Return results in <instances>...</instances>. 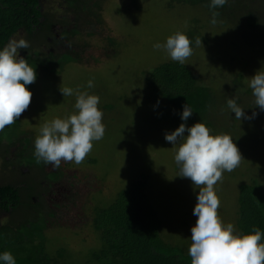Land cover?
I'll return each instance as SVG.
<instances>
[{
	"label": "rangeland",
	"instance_id": "obj_1",
	"mask_svg": "<svg viewBox=\"0 0 264 264\" xmlns=\"http://www.w3.org/2000/svg\"><path fill=\"white\" fill-rule=\"evenodd\" d=\"M238 2L237 19L227 17L220 24L210 22L209 14L199 6L169 7V0H99L95 16L84 14L77 19L80 33L73 38L77 50L73 59L56 74L40 71L18 130L30 139L27 145L33 154L41 126L75 111L76 95L63 97L60 88L70 87L74 93L86 91L100 98L103 138L92 142L91 151L79 163L61 160L59 167L44 163L45 170L56 172L58 178L49 183L50 192L45 196L50 215L44 235L54 260L98 264L94 251L104 243L94 227L96 211L143 174L149 177L147 193L162 219L163 239L187 254L199 189L189 178L177 176L176 148L164 139L165 132L182 123L180 113L148 87L147 79L153 68L172 61L166 51L153 45L163 44L177 31L185 33L193 17L201 19L200 30L209 40L190 45L192 54L184 63L207 87L209 96L204 108L189 106L193 114L186 123L190 126L201 121L213 134H230L241 153L240 164L231 172H222L214 185L220 200L218 216L240 232V185L256 179L264 186V111L254 105L249 86L237 93L234 82L242 74L241 82L248 85L249 77L261 67L264 70V9L258 8L262 11L257 12L260 21L256 27L249 23V8L239 9ZM48 4L61 13L65 9L58 0ZM199 36L196 32L194 39ZM88 81L92 87L87 86ZM229 98L245 108L248 116L252 112L257 115L241 122L235 119L227 108ZM60 248L66 249L63 257L57 253Z\"/></svg>",
	"mask_w": 264,
	"mask_h": 264
},
{
	"label": "trees",
	"instance_id": "obj_2",
	"mask_svg": "<svg viewBox=\"0 0 264 264\" xmlns=\"http://www.w3.org/2000/svg\"><path fill=\"white\" fill-rule=\"evenodd\" d=\"M58 1L65 7L62 13L53 9L48 4L49 0H0V48L16 35L18 39L24 38L28 47L18 49V53L35 68V81L40 71L56 74L73 59L72 55L77 51L73 38L80 33L75 22L84 14L95 16L99 6V0ZM237 1L239 9L249 8V23L258 27L260 17L257 12L262 11L259 7L264 9V0H228L218 9L209 8V0H169L168 4L169 7L176 4L199 6L209 14L210 22L213 11H216L215 21L220 24L227 17L237 19ZM200 21L199 17H193L184 33L191 45L197 40H209L200 30ZM57 23L63 25V31L57 29V32L65 37L67 43L56 39L57 32L53 33V29ZM196 32L200 35L197 40L194 39ZM62 47L66 50L64 56H60L57 50ZM242 77L240 74L234 82L237 93L248 89V85L241 82ZM147 82L148 87L168 99L178 113L182 112L185 103L198 110L204 108L205 99L209 96L207 87L201 84L194 71L186 63L173 60L153 68ZM33 83L26 87L31 89ZM19 123L20 118L0 130L2 149L4 146L9 148L14 141L21 146L29 143L30 139L19 133ZM21 151L24 153V148ZM22 152L29 172L22 173L14 182L0 185V252L10 251L16 264H62L49 252L44 235L50 208L41 195L46 190L41 182L51 179L54 174L45 170L42 160L38 163L33 154L25 157ZM148 178L143 174L132 185L121 189L112 202L97 209L94 227L104 243L94 251L98 264H191V257L182 248L163 239L162 219L147 193ZM40 197L42 201L38 200ZM237 216L240 233H248L254 225L264 233V186L261 182L253 179L240 185ZM57 253L63 257L66 249L60 248Z\"/></svg>",
	"mask_w": 264,
	"mask_h": 264
},
{
	"label": "clouds",
	"instance_id": "obj_3",
	"mask_svg": "<svg viewBox=\"0 0 264 264\" xmlns=\"http://www.w3.org/2000/svg\"><path fill=\"white\" fill-rule=\"evenodd\" d=\"M228 0H209V8L223 7ZM213 20L218 12L213 11ZM197 44L201 40L196 41ZM191 41L186 34L177 31L166 38L163 44L156 43L155 49H163L173 61L184 63L192 54ZM24 38L10 39L0 48V130L14 123L27 110L32 92L26 87L36 79L35 68L30 66L18 49H26ZM88 87L92 82L88 81ZM254 105L264 111V70L262 67L249 77ZM65 96L75 94V111L66 118H54L45 122L34 140V156L37 162L59 167L61 160L79 163L93 147L92 142L103 138L105 126L103 111L98 107L99 96L88 92L74 93L70 87L60 88ZM159 103V101H157ZM227 108L235 119H252L234 98L227 100ZM193 111L187 103L182 105L179 124L164 139L176 148L174 161L179 175L189 178L199 189L192 214L196 217L191 226V243L187 254L191 264H264V240L261 229L253 226L248 233L237 232L231 222L224 223L218 216L220 200L214 185L221 179L222 172H231L241 162V153L228 133H215L204 122L187 125ZM0 264H16L10 251L0 252Z\"/></svg>",
	"mask_w": 264,
	"mask_h": 264
},
{
	"label": "flooded vegetation",
	"instance_id": "obj_4",
	"mask_svg": "<svg viewBox=\"0 0 264 264\" xmlns=\"http://www.w3.org/2000/svg\"><path fill=\"white\" fill-rule=\"evenodd\" d=\"M59 6H61V5L59 4ZM62 7H64V6H62ZM57 29L62 30L63 25H61V23H57L53 29V33L57 32ZM55 35H56L57 40L59 39L61 42H63V44H64V42L67 43V40L65 39V37L63 35H61L60 32H57ZM63 46H65V45H63ZM50 49H52V47L47 48L46 51H48ZM57 50L60 53V56H62V54L64 56V52L66 50L63 47L58 48ZM14 143H16V142L15 141L11 142L9 145V148L7 146L6 147L2 146L4 149H2L0 147V151H4V153L1 152V154H0V185L8 184L10 182H14L15 180H18L22 176L21 175L22 173L29 172L28 165L25 163V160H24L23 156L21 155V152H22L21 149L23 150V148H24V153L23 152L22 153L24 154V156L26 157L29 154V146L27 144L22 145V146H21V144H19L18 146L13 147ZM30 153H32L31 150H30ZM3 154H4V156H3ZM5 163H7V165ZM53 174L54 175L52 176L51 179H49V180L44 179L41 182L42 185H44V188L46 189L44 192L41 193V195L44 196V198H45L46 194L50 192L49 183L51 181L53 182L56 179H58L56 172H53ZM38 200L42 201V198L40 197V198H38ZM45 201H46V198H45Z\"/></svg>",
	"mask_w": 264,
	"mask_h": 264
}]
</instances>
